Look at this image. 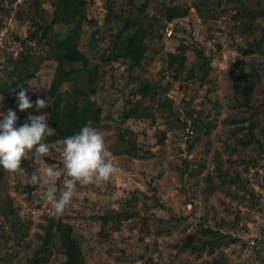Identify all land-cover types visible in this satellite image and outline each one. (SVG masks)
<instances>
[{
    "label": "rangeland",
    "instance_id": "rangeland-1",
    "mask_svg": "<svg viewBox=\"0 0 264 264\" xmlns=\"http://www.w3.org/2000/svg\"><path fill=\"white\" fill-rule=\"evenodd\" d=\"M125 1L113 0V12L108 18L109 21L103 23L104 26L100 29L102 47L106 46L110 40L108 29L110 28L113 32L118 24V22L111 19V16L118 15L120 11H122V15L127 13L128 7ZM139 1L135 0L134 3ZM196 1L198 0H177L179 4L181 3V6L188 7V11L183 19H177L175 24L173 23L169 37L162 35L163 47L158 57H163L164 53L172 50L179 43L187 45L188 49L185 51L182 60H184L185 68H188L195 61L194 49L202 47L204 55L209 59L210 70L206 76V80L209 82L199 86L198 81L192 78L178 85V81L172 79L166 72L162 61L156 59L152 64V73H154V78L160 84L157 89L160 96L163 93V85L166 82L169 83L167 90L163 94L169 99L170 107L162 105V100L153 104L148 98H144V101L133 107L132 111L138 113L148 110L150 117H131L127 114L126 119H124L123 116L132 107V105L124 104V99L128 93L129 95L133 93L135 86L132 84L122 86L120 75L125 77V72L123 71L124 65L119 61L110 63L111 69L108 68L107 64L101 67L103 72L99 73L97 78L99 85H102V88L98 87L99 102L91 106L89 117L94 121L99 120V130L104 133L106 147L107 145H112V147L114 146L113 149H118V144L114 142L116 137L114 127L120 124L132 131L133 135L131 136L137 145L148 146V151L151 152L152 156L144 159H135L126 155H115L112 153L113 163L121 169V172L116 177L99 188L94 185L77 186L73 202L67 207L73 226L72 236L77 240V245L70 247H67V245L66 247L59 246L58 251H53L48 264H79L81 260L79 254H81L83 264H147L145 262L147 257H150L151 261L163 264H201L203 261H209L212 257L219 255H222V257H219V264H242L245 261H248L247 264H264L263 236L259 241L260 249L257 258L255 254L252 257L249 248L239 245L243 241L248 245L247 239L257 233V230L263 226L264 152L259 153L257 149L251 146L245 148L246 138H244L243 142L238 146V153L231 155L232 161L238 170L244 167L241 159L244 161L248 158L257 160V166L251 167L249 163L247 172L241 174V178L247 180L248 187L254 192L252 200H256V207H248L250 203L248 200L249 194L241 188L230 186L227 189L213 192V190L207 188L204 179L205 173L212 171L214 151H221L224 148L222 140L225 139L226 142H230V138L225 131L226 128L218 124L221 117H224L227 113V106L226 108L218 106L222 105V101L226 104L225 97L228 99L231 97L228 74L230 71H234L235 62L242 59L244 67L247 69V63L253 61L256 71L259 73L261 89L263 90V43L260 53L253 52L242 56L236 51V46L244 44L246 40L235 31L233 21L230 18L233 11L222 12L225 8L231 10L235 2L219 0L221 2L218 6V0H207L201 3L202 14L201 16L198 15V17L193 7ZM102 3L103 1L101 0H92V4L89 3L86 7L89 15L98 17L100 24L102 23L101 16L104 14L102 12L104 10L100 8ZM155 3L153 1V6ZM4 4H7L6 0H4ZM11 5L12 8L15 7V3ZM151 10L153 11L152 7L150 8ZM1 22L3 26L0 27V68L3 67L6 57L9 55L15 56L19 50V44L13 40V36L17 35L23 38L27 34L25 24L15 22L11 15L4 16ZM70 27V25H55L53 34L62 38ZM88 31L87 27H83V31L80 32L77 47L81 52H85ZM262 33V29L257 28L255 36ZM125 61H128V59H125ZM53 68V60L42 61L34 77L24 84L26 89L29 88V85L38 89L37 92L29 91L27 93L33 105L36 98L39 95H43L48 87ZM109 74H114L117 77L116 87H123L122 91L118 92L115 88L108 89L106 87V77ZM63 86L66 87V85ZM208 86L212 87V90L207 88ZM16 96H14V102L3 96V99L0 100V112L6 113L8 109H12L18 117L17 125H22L29 114L34 116L41 114V112L35 110V107L20 111L16 104ZM0 97L2 96L0 95ZM206 97L217 101L215 108L204 102ZM44 99L47 103V99L45 97ZM247 103L254 105L256 102L249 98ZM168 109L173 112V115H168ZM188 110H192L193 116L203 118L204 123L215 118L216 128L210 135L218 136H216V140L212 137V143L204 146L203 140L205 137L203 136V130H198L193 135L194 146L192 150L186 152L183 142V128L178 126L175 117L180 121L188 120ZM41 111L44 112V109ZM207 113H209V116H206ZM106 114L109 118L104 119L103 115ZM161 132H163L164 136L159 142L158 138ZM260 134V140L264 146V132L262 131ZM61 143L62 141H57L49 145L51 151L47 159L51 163L46 164L62 167L59 153L55 151V148ZM225 157L226 154L222 152L221 163ZM182 159L188 161L194 159L203 160L204 165L201 172L196 175L195 170H184V166L181 163ZM33 161H35L34 172L41 171L45 166L36 159ZM190 171L191 176L189 175ZM228 173H231L230 170ZM24 179L23 173L13 175L6 172L3 182L6 188H4L5 190L1 188L0 199L3 198V194L6 192L8 197L16 201V203H20L18 212L21 211L23 213L21 214L22 216H19L21 221L25 219L31 220L26 236L18 239V249L14 246V250L17 253L12 257H5L8 261L2 260L0 261L1 264L21 263L25 257L33 252V249L40 242L35 237V234H42L43 231L37 225L44 223V216L49 211L50 206L43 200L33 197L29 203L28 200L21 199L20 193L11 187L12 184L15 185L17 180L23 182ZM63 179L61 177L57 181L59 186L56 183L57 196L63 189ZM134 190L137 191V202L134 206L135 215L133 218L124 220L117 231H106L108 233L106 238L101 239L97 234L99 222L96 219H88L87 217L90 215H101L105 211L119 210L123 207L122 201L128 199ZM41 191L42 189L35 185L32 193L36 196ZM227 192L233 193L234 197L229 198L230 196L227 195ZM239 196L245 197L244 203L247 206L236 204L239 202ZM153 197H157L158 202H155ZM209 206L213 207L214 217L224 215L225 219L231 218V214H224L225 209L238 210L239 221L237 222V227L233 229L222 228L221 231L230 236H237L239 241L228 247L219 244L214 247L210 255L204 254V252L195 255L191 252L182 251L179 247L180 241L183 239L193 240L194 237L192 238L191 236L192 234H197L200 219H202L203 225H212V221L209 220L212 210ZM178 216L183 218L178 221L170 220L171 217ZM143 217H148L145 224L149 228V233L145 236H142L139 231V223ZM4 227V230H7L8 225L5 224ZM200 234L199 231L197 235L200 236ZM210 236L217 237L218 234L209 235L206 233L202 237L210 238ZM140 237L143 238L142 241L139 240ZM152 241L156 243L155 248L152 247ZM144 245L147 247L145 248ZM3 250L4 247L1 248L0 256ZM14 250L12 253L15 252ZM140 255L144 256L140 257ZM245 258L246 260L240 262L241 259ZM248 259L251 260L249 261ZM9 260L11 261L9 262Z\"/></svg>",
    "mask_w": 264,
    "mask_h": 264
},
{
    "label": "trees",
    "instance_id": "trees-1",
    "mask_svg": "<svg viewBox=\"0 0 264 264\" xmlns=\"http://www.w3.org/2000/svg\"><path fill=\"white\" fill-rule=\"evenodd\" d=\"M101 1L103 3L100 8L104 10L102 11L104 14L101 16L102 23L100 24L98 17L89 15V11L86 9L89 3L92 4V0H18L17 2L16 0H6V5L4 0H0V27L3 26L1 22L3 17L11 15L15 22L25 24L27 32L23 38L17 35L13 36V40L19 44V50L15 56L9 55L6 57L3 67L0 68V95L14 102V96L19 92V86L22 85L25 88L24 84L34 77L41 62L47 59L54 62L52 77L44 91V96L39 95L40 99H44V97L47 99L48 107L44 109V112H47L49 127L54 128V134L46 138L45 142L48 145L63 141L66 137L77 134L85 125L99 129V120H92L89 114L91 106L99 102L98 87L102 88V85H99L97 78L98 74L103 72L101 67L105 64L111 69L110 63L119 61L124 65L123 71L125 72V77L120 75L122 86L127 84L135 86L133 93L130 95L128 93L124 99V104L132 105L123 116L124 119H126L127 114L131 117H150L148 110L138 113L132 111V108L142 103L144 98H148L153 104L162 100V105L170 107L169 99L163 94L167 90L169 83L166 82L163 85V93L160 96L157 90L160 84L154 78V73H152V64L156 59L162 61L166 72L172 79L178 81V85L192 78L198 81L199 86L209 82L206 80L210 70L209 59L204 55L202 47L194 49L195 61L188 68H185L184 60H182L185 51L188 49L187 45L179 43L172 50L164 53L163 57H158L163 47L161 41L163 28L170 24L172 32L173 23L175 24L177 19H183L188 7L181 6V3L179 4L177 0H140L138 3H134L135 0H126L127 13L122 15V11H120L118 15L111 16V19L118 22V24L113 32L110 28L108 29L110 40L106 46L102 47L100 29L103 28V23L109 21L108 18L113 12V0ZM153 1L156 2L154 6ZM205 1L207 0H198L194 3L193 7L197 16H201L202 8L200 5ZM231 1L235 2V5L231 7L232 9L225 8L222 12L233 11L230 18L233 21L235 31L246 40L244 44L236 46V51L242 56L253 52L260 53L262 51V43L264 50V0ZM220 2L219 0L217 1L218 6ZM12 3H15L14 8H12ZM151 7L153 11H150ZM261 23L263 24L261 25ZM58 24L71 26L62 38L53 34V27ZM83 27L89 29L85 42V52H81L77 47V41L80 37V32L83 31ZM257 28L262 29L263 33L255 36ZM125 59H128V61H125ZM106 78V87L108 89L115 88L118 92L122 91L123 87H116L117 77L114 74H109ZM228 79L231 97L230 99L225 97L226 104L222 101V105L218 106L222 108L227 106V113L224 117H221L218 124L226 128L225 131L230 138V142H226L225 139L222 140L224 148L221 151H214L212 171L205 173L204 179L207 188L213 190V192L227 189L230 186L241 188L249 194L248 200L250 203L248 207L251 208L257 206L256 200H252L254 192L248 187L247 180L241 178V174L247 172L249 163L251 167L257 166V160L248 158L244 161L241 159L244 167L238 170L232 161L231 155L238 153V146L243 142L244 138H246L245 148L251 146L257 149L259 153L264 152V146L260 140V133L264 132V88L263 90L261 89L259 73L256 71L253 61L247 63V69L244 67L242 59L235 62L234 71H230ZM63 85H66V87ZM207 88L212 90V87L208 86ZM14 89L16 91L12 92ZM249 98H252L256 103L254 105L247 103ZM204 99V102L214 108L216 107V100L214 101L209 97ZM187 114L189 128L192 133L184 140L186 152L192 150L194 146L193 135L198 130H203V136L205 137L203 140L204 146L212 143L213 138L216 140L218 135H210L216 128L215 118L204 123L203 118L192 115V110H188ZM168 115H173L170 109H168ZM206 116H209V113ZM103 118L109 117L106 114L103 115ZM175 120L180 128L186 126L185 120L180 121L177 117H175ZM117 125L114 127L116 134L114 142L118 144V149L115 150L113 149L114 146L107 145L111 153L126 155L135 159H144L152 156L151 152L148 151V146L137 145L131 136L133 133L128 127ZM163 136V132H161L158 138L159 142H161ZM179 152L181 151L179 150ZM222 152L226 154V157L221 163ZM33 160L35 158L30 154V158L22 162L24 181L17 180L15 185H11L12 188L20 193L21 199L28 200L29 203L33 197L41 200L40 194L35 196L32 193L35 185L27 183L28 178L35 170V161ZM44 160L46 163H51L47 157ZM181 163L184 166V170H195L196 175L201 172L204 165V161L200 159L191 161L182 159ZM229 170L231 173H228ZM5 174L6 172L0 169V194L1 188H6L5 183L3 185ZM189 175L191 176V171ZM225 185L226 187H224ZM57 186H59V182ZM136 192L134 190L128 199L122 201L123 207L119 210L105 211L101 215H90L87 217L88 219H96L99 222L97 234L101 239L106 238L108 234L106 231H117L124 220L133 218L135 215L134 206L137 202ZM227 195L230 196L229 198L234 197L231 192H227ZM153 198L155 202H158L157 197ZM244 201L245 197L239 196V202L236 204L246 205ZM19 205L20 203H16V201L8 197L6 192L3 194V198L0 199V251L4 247L0 261H8L5 257H12L17 253L14 250V246L18 249V239L26 236V232L31 225L30 219L21 221L19 216H22L21 214L23 213L21 211L18 212ZM212 208V214L209 217L212 225H203L202 219H200L197 229V234L199 231L201 233L200 236L192 234L193 240H181L179 247L182 251L191 252L195 255L202 252L210 255L214 247L219 244L228 247L239 241L237 236H230L221 231L222 228L233 229L237 227L236 225L239 221L238 210L225 209L224 214H231L230 219H225L224 215L214 217ZM147 218L143 217L139 223V231L142 236L149 233V228L145 224ZM182 218L179 216L171 217L170 220L178 221ZM70 219V213L67 208L63 215L58 218L51 217L48 211L47 215L44 216V223L37 225L43 230L42 234H35V237L40 240L39 244L29 256L24 258V261L18 264H48L53 251H58L59 246H76L77 240L72 236L73 226ZM262 221V228L257 230L260 239H255L252 246L246 245L244 241L239 244L249 248L252 257L255 254L256 258L258 257L259 241L262 236L264 240V215ZM5 224L8 225L7 230H4ZM105 227L107 228L105 229ZM206 233L209 235L218 234V236L202 237ZM142 239V237L139 238L140 241ZM144 247L146 248L147 246L144 245ZM152 247H156V243L153 241ZM13 250L15 251L14 253H12ZM79 256L81 259L79 264H83L81 254ZM143 256L140 255V257ZM219 257H222V255L212 257L209 261H203L201 264H219ZM244 260L246 258L241 259L240 262ZM248 260L250 261L251 259ZM145 262L147 264H163L151 261L150 257H147ZM247 262L245 261L242 264H247Z\"/></svg>",
    "mask_w": 264,
    "mask_h": 264
},
{
    "label": "clouds",
    "instance_id": "clouds-1",
    "mask_svg": "<svg viewBox=\"0 0 264 264\" xmlns=\"http://www.w3.org/2000/svg\"><path fill=\"white\" fill-rule=\"evenodd\" d=\"M16 104L20 111L35 107L40 115L29 114L26 121L17 126L18 117L12 109L0 112V169L9 174H22V162L34 156L45 165L34 172L27 183L38 185L42 191L40 199L49 206V215L58 218L73 202L78 185H94L99 188L116 177L121 169L113 163V155L106 147L104 133L98 128L85 125L77 134L66 137L55 148L59 153L62 167L46 164L44 157L50 154L46 138L54 134V128L48 125V107L45 99H36L34 105L28 96L29 91L37 92L33 86H19ZM14 89L12 92H15ZM3 96L0 97V100ZM63 177V189L57 196L56 183ZM118 198V197H117Z\"/></svg>",
    "mask_w": 264,
    "mask_h": 264
},
{
    "label": "built area",
    "instance_id": "built-area-1",
    "mask_svg": "<svg viewBox=\"0 0 264 264\" xmlns=\"http://www.w3.org/2000/svg\"><path fill=\"white\" fill-rule=\"evenodd\" d=\"M171 34V27L170 24H167L164 28H163V35L165 37H169ZM186 122V126L183 127V142L184 140L187 138V136L189 137L192 133L191 129L189 128V120H185ZM255 239H260V235L259 233H255L253 235H251L248 239H247V244L248 246H252L254 245Z\"/></svg>",
    "mask_w": 264,
    "mask_h": 264
}]
</instances>
